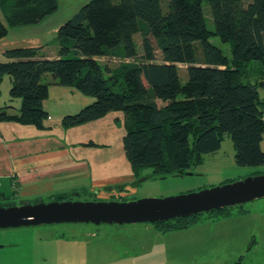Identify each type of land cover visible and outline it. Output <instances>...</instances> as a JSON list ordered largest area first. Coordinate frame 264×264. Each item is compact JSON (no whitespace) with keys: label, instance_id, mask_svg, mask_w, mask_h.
I'll list each match as a JSON object with an SVG mask.
<instances>
[{"label":"trees","instance_id":"trees-1","mask_svg":"<svg viewBox=\"0 0 264 264\" xmlns=\"http://www.w3.org/2000/svg\"><path fill=\"white\" fill-rule=\"evenodd\" d=\"M202 1L167 0L164 11L161 0H90L59 26L57 57L38 56L33 48L4 52L8 60L0 62V76H12L9 95L20 99V107L17 114L0 110V120L43 128L48 84L41 79L48 73L59 85L94 99L65 115L63 126L113 111L124 114L122 146L134 172L150 167L160 177L184 174L202 163V155L216 152L225 136L232 141L236 165L263 166L264 73L252 82L245 68L249 62L264 63V0H204L213 29L206 25ZM57 4L0 0V38L10 27L40 22ZM213 36L230 43V57L211 43ZM115 51L137 62L116 69L98 62ZM177 64L186 66L185 82ZM229 208L207 213L226 215ZM197 215L155 225L162 232L180 229Z\"/></svg>","mask_w":264,"mask_h":264},{"label":"rangeland","instance_id":"rangeland-1","mask_svg":"<svg viewBox=\"0 0 264 264\" xmlns=\"http://www.w3.org/2000/svg\"><path fill=\"white\" fill-rule=\"evenodd\" d=\"M89 1L58 0L54 12L29 27L39 31L44 23L56 21L62 24ZM248 1L243 0L244 4ZM161 2L165 11L167 0ZM202 7L206 25L213 29L210 10L204 0ZM141 38V33L134 35L138 54L142 52ZM210 41L230 57V43L221 42L217 36H213ZM54 43L55 41L51 42ZM197 54L200 58L199 49ZM97 60L101 65L107 64L111 69L137 62L136 59L124 58L116 51L107 56L97 57ZM156 60L161 61L159 51H156ZM177 66L180 81L185 82L186 66L183 64ZM245 71L247 78L253 82L264 73V63L249 62ZM49 77L51 75L48 73L43 75L42 82H46ZM119 112L121 111H113ZM90 126L96 128V124L90 123ZM101 126L103 127L99 128L100 125L97 124L98 128L90 132V138L94 137L95 140L97 130L102 134H108V143L111 144L112 130L118 128V122L103 123ZM73 134L75 135L74 132ZM105 140L106 137H103L101 143L104 144ZM260 146L264 150V134ZM101 159L100 167L103 166L101 175L130 173L136 177L128 181L127 191L113 192L109 195L105 191L96 193L91 188L89 191L66 189L59 195H43L38 200L25 199L23 202L130 201L140 198H163L264 173V165L257 167L236 165L229 136L223 138L216 152L202 155V163L192 166L189 170L191 174L160 177L153 174L150 167L134 172L125 156H121L116 162L110 154L102 156ZM95 167L97 168L98 164H95ZM5 192L8 195L0 200V204H20L21 198H13L11 191ZM224 211H227L226 215L218 211L199 214L188 226L166 232L158 230L155 223L122 225L58 223L4 228L0 229V264H264V197Z\"/></svg>","mask_w":264,"mask_h":264},{"label":"crops","instance_id":"crops-1","mask_svg":"<svg viewBox=\"0 0 264 264\" xmlns=\"http://www.w3.org/2000/svg\"><path fill=\"white\" fill-rule=\"evenodd\" d=\"M0 20L4 22L1 11ZM60 25L56 21L44 23L39 31L29 27L31 25L8 28L7 34L0 38V62L8 60L4 52L13 48H33L38 56L57 57ZM53 41L55 43L51 44ZM11 81L12 76L8 74L0 76V110L17 114L20 99L10 97ZM44 83L48 84V89L42 101V108L47 113L43 128L0 120V200L7 197L5 191H11L13 198H21L20 203L25 199L38 200L43 195H59L66 189L89 191L91 188L96 193L105 191L109 195L127 191L128 181L136 178L134 175L114 173L103 176L100 172L103 169L100 167L102 156L110 154L115 162L125 156L122 146L124 114L109 112L97 120L63 126L61 120L65 115L78 112L94 99L71 87L59 85L52 76ZM116 121L119 126L112 130L115 134H111V144L108 143V134L97 130L95 140L90 138V132L98 128L97 124L101 128L103 123ZM90 123L96 124V128ZM103 137H106L104 144L101 143ZM95 164H98L97 168ZM116 185L124 186L121 191L114 187L108 189Z\"/></svg>","mask_w":264,"mask_h":264},{"label":"water","instance_id":"water-1","mask_svg":"<svg viewBox=\"0 0 264 264\" xmlns=\"http://www.w3.org/2000/svg\"><path fill=\"white\" fill-rule=\"evenodd\" d=\"M184 174H191L190 171ZM180 172L175 175H184ZM124 185L113 187L121 191ZM264 197V173L163 198L130 201L41 200L0 205V229L58 223L136 224L158 223L225 207H234Z\"/></svg>","mask_w":264,"mask_h":264},{"label":"flooded vegetation","instance_id":"flooded-vegetation-1","mask_svg":"<svg viewBox=\"0 0 264 264\" xmlns=\"http://www.w3.org/2000/svg\"><path fill=\"white\" fill-rule=\"evenodd\" d=\"M227 182H231V181L222 182L220 184L227 183ZM0 205H2V204H0ZM5 205H8V204H5ZM239 206H241V205H239Z\"/></svg>","mask_w":264,"mask_h":264}]
</instances>
